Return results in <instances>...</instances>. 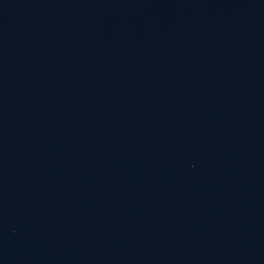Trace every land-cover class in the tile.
I'll return each instance as SVG.
<instances>
[{"label":"water","instance_id":"obj_1","mask_svg":"<svg viewBox=\"0 0 264 264\" xmlns=\"http://www.w3.org/2000/svg\"><path fill=\"white\" fill-rule=\"evenodd\" d=\"M0 264H264V0H0Z\"/></svg>","mask_w":264,"mask_h":264}]
</instances>
